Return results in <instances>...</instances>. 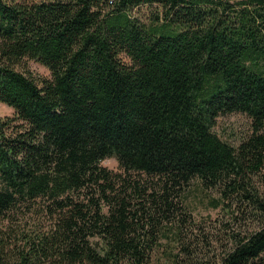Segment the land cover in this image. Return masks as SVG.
I'll return each instance as SVG.
<instances>
[{
    "label": "trees",
    "instance_id": "obj_1",
    "mask_svg": "<svg viewBox=\"0 0 264 264\" xmlns=\"http://www.w3.org/2000/svg\"><path fill=\"white\" fill-rule=\"evenodd\" d=\"M0 102V264H264V0H0Z\"/></svg>",
    "mask_w": 264,
    "mask_h": 264
},
{
    "label": "rangeland",
    "instance_id": "obj_2",
    "mask_svg": "<svg viewBox=\"0 0 264 264\" xmlns=\"http://www.w3.org/2000/svg\"><path fill=\"white\" fill-rule=\"evenodd\" d=\"M139 14L142 20L148 22L152 19L155 8L142 7L135 11V15ZM124 57V61L128 59ZM19 69H29L38 79L50 78L51 73L48 68L35 61L26 60ZM14 115V110L0 102V119L11 117ZM214 131L226 142L233 146H238L251 133V120L243 114H231L221 116ZM102 165L116 173H124L120 168L119 162L115 158H109L103 161ZM217 196L216 192H205L201 187L193 186L186 194V202L189 206V211L192 213L196 222L203 228H215L218 220L222 219L220 210H215L210 199ZM227 221V218H225ZM219 228V227H218Z\"/></svg>",
    "mask_w": 264,
    "mask_h": 264
}]
</instances>
